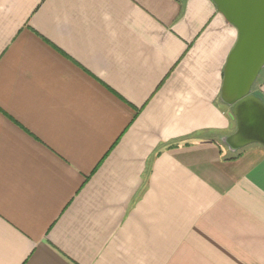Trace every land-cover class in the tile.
Returning a JSON list of instances; mask_svg holds the SVG:
<instances>
[{
    "label": "crops",
    "instance_id": "0c3cea01",
    "mask_svg": "<svg viewBox=\"0 0 264 264\" xmlns=\"http://www.w3.org/2000/svg\"><path fill=\"white\" fill-rule=\"evenodd\" d=\"M237 39L213 0H0V264H264Z\"/></svg>",
    "mask_w": 264,
    "mask_h": 264
},
{
    "label": "water",
    "instance_id": "95a60500",
    "mask_svg": "<svg viewBox=\"0 0 264 264\" xmlns=\"http://www.w3.org/2000/svg\"><path fill=\"white\" fill-rule=\"evenodd\" d=\"M238 30L224 67L221 99L236 130L223 139L237 153L253 144L264 147V98L254 87L264 69V0H213Z\"/></svg>",
    "mask_w": 264,
    "mask_h": 264
},
{
    "label": "rangeland",
    "instance_id": "374dc122",
    "mask_svg": "<svg viewBox=\"0 0 264 264\" xmlns=\"http://www.w3.org/2000/svg\"><path fill=\"white\" fill-rule=\"evenodd\" d=\"M263 77H264V70H263V72H262V74H261V77H260V83L262 82V80H263ZM258 87H259V83H257V85H256V87H254V88H256V92L257 93H260V91H259V89H258Z\"/></svg>",
    "mask_w": 264,
    "mask_h": 264
},
{
    "label": "trees",
    "instance_id": "16d2710c",
    "mask_svg": "<svg viewBox=\"0 0 264 264\" xmlns=\"http://www.w3.org/2000/svg\"><path fill=\"white\" fill-rule=\"evenodd\" d=\"M264 70V69H263ZM263 70H262V72H263ZM262 72H261V74H262ZM260 77H261V75H260ZM260 77H259V79H258V81H257V83H259V86L261 85V83H260ZM257 83H256V85H257ZM256 85H255V87H256ZM258 89H259V87H258ZM254 90H256V88H254ZM257 93V92H256ZM258 95H260V96H262L263 98H264V96H263V94H261V93H257ZM242 150H240V151H238L237 152V154H240V152H241Z\"/></svg>",
    "mask_w": 264,
    "mask_h": 264
}]
</instances>
